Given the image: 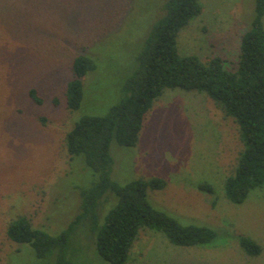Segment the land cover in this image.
Listing matches in <instances>:
<instances>
[{
  "label": "rangeland",
  "instance_id": "rangeland-1",
  "mask_svg": "<svg viewBox=\"0 0 264 264\" xmlns=\"http://www.w3.org/2000/svg\"><path fill=\"white\" fill-rule=\"evenodd\" d=\"M167 0H0V264H53L7 234L24 214L34 226L57 235L80 212L82 190L98 180L84 154L71 158L67 132L84 114H106L124 95L126 80ZM202 13L180 31L178 50L203 60L221 56L228 68L239 59L242 35L251 28L255 0H199ZM264 25V14L262 17ZM81 53L97 67L83 78L80 109L67 105L73 60ZM43 98L35 101L30 89ZM238 124L205 92L166 88L144 120L136 145L112 142V178H163L149 188L157 209L183 224L213 227L206 244L183 246L160 230L144 227L125 264H264V185L241 202L226 193L243 149ZM209 184L212 191L201 188ZM118 196L100 199L101 224ZM90 220L71 236L68 257L76 264H112L97 250ZM262 251L248 254L239 236Z\"/></svg>",
  "mask_w": 264,
  "mask_h": 264
},
{
  "label": "trees",
  "instance_id": "trees-1",
  "mask_svg": "<svg viewBox=\"0 0 264 264\" xmlns=\"http://www.w3.org/2000/svg\"><path fill=\"white\" fill-rule=\"evenodd\" d=\"M251 28L241 38L239 59L233 68L221 56L207 60L197 54L178 50L180 31L202 13L199 0H167L163 15L154 24L137 57V67L124 85V95L106 114H84L67 132L66 145L71 158L84 154L86 164L98 174V180L82 190L80 212L61 233L53 235L34 226L24 214L7 227L9 238L31 246L38 257L55 253L53 264H76L68 257L71 236L84 221L90 220L97 232V250L112 264H125L140 231L144 227L163 231L175 244L192 246L213 241L218 232L206 225L183 224L176 217L155 208L148 199L149 188H163V178L134 179L120 184L112 178L111 145L134 146L144 126L147 113L166 88L181 87L207 93L218 109L238 124L243 149L235 172L225 183L227 196L236 203L264 185V0H255ZM97 67L91 54L81 53L73 60V77L67 82L66 97L70 110L80 109L85 91L84 76ZM31 97L43 102L37 88ZM201 188L212 191L209 184ZM118 196L101 224L100 199L108 191ZM90 224V225H91ZM241 247L251 255L262 251L261 245L240 235Z\"/></svg>",
  "mask_w": 264,
  "mask_h": 264
}]
</instances>
